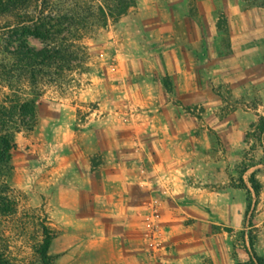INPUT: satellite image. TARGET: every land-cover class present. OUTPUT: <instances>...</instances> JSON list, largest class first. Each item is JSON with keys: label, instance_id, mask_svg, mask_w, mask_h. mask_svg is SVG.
Segmentation results:
<instances>
[{"label": "crops", "instance_id": "crops-1", "mask_svg": "<svg viewBox=\"0 0 264 264\" xmlns=\"http://www.w3.org/2000/svg\"><path fill=\"white\" fill-rule=\"evenodd\" d=\"M244 2L139 0L119 21L136 56L120 62L130 89L114 88L110 116L78 130L77 106L68 104L60 119H40L46 160L29 155L27 172L43 165L48 204L76 212L61 225L62 260L80 257L87 239L111 264H247L256 261L254 252L264 257V187L258 202L250 188L249 209L246 190L231 184L237 156L228 151L244 146L261 108L221 107L225 90L243 99L264 91L255 60L264 52L262 12ZM129 99H138L139 114L127 124L121 104L128 109ZM180 100L203 101L204 119ZM153 197L161 199V220L150 233L145 204ZM253 226L260 227L254 244Z\"/></svg>", "mask_w": 264, "mask_h": 264}, {"label": "trees", "instance_id": "trees-1", "mask_svg": "<svg viewBox=\"0 0 264 264\" xmlns=\"http://www.w3.org/2000/svg\"><path fill=\"white\" fill-rule=\"evenodd\" d=\"M138 0H0V16L4 19L0 37V174L6 173L12 159L15 135L23 127L34 129L38 123L39 97L47 87L59 98L69 97L83 85L90 52L84 38L92 30L108 26L119 19ZM35 36L43 41L37 47L29 42ZM3 46V47H2ZM264 141V117L258 126ZM250 165H245L246 172ZM256 196L263 182L254 171L251 176ZM242 185L246 186L245 183ZM10 187L0 180V213L12 218V227L0 229V264H60L59 254L51 252L56 236L47 216L25 212L19 215L20 201ZM253 192L248 189V208ZM33 227L40 235L34 246V257L25 263H14L11 246ZM11 234H15L13 239ZM253 244L254 241L252 240ZM260 264L264 257L256 253ZM253 263V262H252ZM250 262V264H252Z\"/></svg>", "mask_w": 264, "mask_h": 264}, {"label": "rangeland", "instance_id": "rangeland-1", "mask_svg": "<svg viewBox=\"0 0 264 264\" xmlns=\"http://www.w3.org/2000/svg\"><path fill=\"white\" fill-rule=\"evenodd\" d=\"M244 1V5L246 7L258 8L261 10L260 12H262L260 14V32L262 34L260 39L261 45L264 46V0ZM123 16L124 14L119 19H111L108 26L92 30L87 34V36L84 38V42L88 46L91 57L88 63L87 72L83 74V85L77 90L76 93L65 98H59L58 94L53 89L47 87L44 94L39 97V118L37 125L34 127V129L23 127L21 131L16 132V145L11 150L12 159L9 162V168L6 170V173L0 174L1 182L7 184V186L11 189V193H14L20 201L19 215L27 212L30 215L36 213L41 217L47 216L49 218V223L53 226L56 234L52 243L51 252L59 254L58 262L60 264H111V262L109 260V253L102 252L103 254H100L99 252H96V243H92L91 241L89 242L88 239L84 240L82 243V248L84 251L80 252V257H70L64 260L61 259L62 253L57 252V250L61 248V225L66 219L74 218L72 216L75 215L76 212H63L61 210H55L51 208L50 204H48V193L50 191V187H46V182H48L46 180V170L43 168V165H41V170L32 171V174H28L27 171L31 169V166L28 165V156H41L42 161L46 160V144H44L43 137L37 132V126L41 118L49 116L53 120L60 119L62 109L65 105H75L77 106V128L79 130L82 128L80 126L81 124L88 123L92 120L100 121L110 116L112 113V91L117 85H127L126 89H130V86L127 83L128 80L126 81L124 79V76L128 71H126L125 67L120 68V62L123 60V58H125V60L134 59L136 56V51H133L130 45V42L135 44V41L131 40L130 37L127 38L123 27L119 25V21ZM3 24L4 19L0 16V32H2L1 26ZM3 42H5V39L0 37V43L3 44ZM29 42L37 47L43 46V41L35 36H30ZM255 60L260 65L261 74L264 75V52H260L258 59ZM224 85L229 86L227 83H224ZM236 97H234V93L231 91L226 92L225 90L222 92L223 105L221 107L225 110V112H233L239 107H244L247 110L250 108L251 111H256V109L261 108V111H256V113L259 114V116L256 115L257 120L253 122L246 131L244 146L238 148L233 147L229 148L228 150L229 153H232L235 157L237 156L235 158L237 162L230 164V169L232 172L231 184L245 189L248 199V189L251 187L253 188L251 181L252 173L256 171L257 177L259 179L260 177L264 179V141L259 136V131L257 128L261 118L264 117V91H259V95H248L244 97V99L241 98L242 96L239 98ZM208 101L211 102V100ZM179 102L181 103L183 109H187L195 113L199 122L202 121L201 119L203 118V115L201 112L205 109V104L203 101L191 104H186L182 100ZM127 103L130 104L128 109H126V104H121V106L125 107V116H129L127 120L124 117V120L128 124L131 122V120L137 119L139 114V103L138 99H129ZM97 124L98 123H92L91 126H94V128L97 129ZM70 133L72 134V132H69V134ZM95 133L96 138H98L97 131ZM82 134L83 132L81 131L79 132L78 136L75 137L79 139ZM135 140L137 142L139 137H136ZM136 144L138 148H141L140 143ZM220 146L225 147L222 144V141L220 142ZM225 153L227 152L225 151ZM245 165H250V167L246 172H242ZM243 183H245L247 187L242 185ZM256 197L258 202L259 197ZM161 203L162 202L159 197H153L152 201L145 204L146 207L149 208V212L146 214L145 219L150 224V233L154 231V226L155 224L157 225L158 219L161 220ZM255 213L256 208L253 211V214ZM12 218L17 219V215L5 216L0 213V229L6 230L7 228L12 227V224L10 223L12 222ZM80 218H83V216ZM250 225H254V223L251 222ZM259 229L260 227L256 226L251 228L249 232L251 242L252 240L255 242ZM7 231L8 230H6V233ZM158 234L159 233H157V235ZM11 235L13 239L16 237L15 234ZM39 238L40 235L36 232V229L30 227L22 239H16L10 250L13 262L25 263L31 260L34 257V246L39 242ZM54 243L56 247L53 248ZM150 252L152 253V250H150ZM254 253L256 261L251 259L247 262V264H250V262H253L252 264H260L256 257L257 252ZM158 260L159 258H155L153 264H159Z\"/></svg>", "mask_w": 264, "mask_h": 264}]
</instances>
